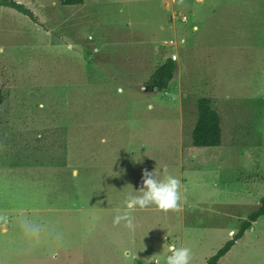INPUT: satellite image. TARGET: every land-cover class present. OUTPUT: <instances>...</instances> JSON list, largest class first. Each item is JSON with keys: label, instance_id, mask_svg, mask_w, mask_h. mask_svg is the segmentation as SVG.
<instances>
[{"label": "rangeland", "instance_id": "374dc122", "mask_svg": "<svg viewBox=\"0 0 264 264\" xmlns=\"http://www.w3.org/2000/svg\"><path fill=\"white\" fill-rule=\"evenodd\" d=\"M14 1L33 19L0 7V264H166L173 244L206 264L264 197V0ZM199 98L217 148L192 146ZM165 167L180 211L114 226ZM219 264H264V216Z\"/></svg>", "mask_w": 264, "mask_h": 264}, {"label": "trees", "instance_id": "16d2710c", "mask_svg": "<svg viewBox=\"0 0 264 264\" xmlns=\"http://www.w3.org/2000/svg\"><path fill=\"white\" fill-rule=\"evenodd\" d=\"M63 7H74L83 4V0H59ZM0 7L13 9L20 14L33 19V14L22 4L14 0H0ZM176 62L167 58L159 65L148 81V91L156 89L157 92H164L174 77ZM3 103V95L0 90V106ZM221 121L212 102L208 98H199L197 101V119L191 133L192 146L198 149L217 148L221 145ZM264 216V197L260 200L258 209L242 221L232 238L227 240L212 256L206 260V264H219V261L226 256L234 244L240 240L245 231L251 228L253 222Z\"/></svg>", "mask_w": 264, "mask_h": 264}, {"label": "clouds", "instance_id": "9594fccd", "mask_svg": "<svg viewBox=\"0 0 264 264\" xmlns=\"http://www.w3.org/2000/svg\"><path fill=\"white\" fill-rule=\"evenodd\" d=\"M167 168L162 171L157 169L143 173V186L134 195L129 193L124 200V208L118 209L113 218L114 226H123L129 231H135L134 213L155 208L165 214L180 211L181 181L173 175L166 174ZM31 233H37L38 227L28 229ZM166 264H191V249L186 246L177 247L169 245Z\"/></svg>", "mask_w": 264, "mask_h": 264}, {"label": "crops", "instance_id": "0c3cea01", "mask_svg": "<svg viewBox=\"0 0 264 264\" xmlns=\"http://www.w3.org/2000/svg\"><path fill=\"white\" fill-rule=\"evenodd\" d=\"M255 222H256V221H255ZM255 222H253V223H255ZM253 223H252V225H253ZM252 225H251V228H252ZM251 228H250V229H251ZM248 230H249V229H248ZM248 230H247V231H248ZM245 232H246V231H245ZM244 234H245V233H244ZM243 236H244V235H243ZM242 238H243V237H242ZM242 238H241V239H242ZM241 239H240V240H241ZM240 240H238V241H240ZM234 245H235V244H234ZM233 247H234V246H233ZM231 249H232V248H231ZM229 252H230V251H229ZM229 252H228V253H229ZM228 253H227V254H228ZM227 254H226V256H227ZM226 256H225V257H226ZM225 257H224V258H225ZM224 258H222V259H224ZM222 259H221V260H222ZM221 260H220V261H221ZM220 261H219V263H220ZM154 263H157V261L155 260Z\"/></svg>", "mask_w": 264, "mask_h": 264}]
</instances>
